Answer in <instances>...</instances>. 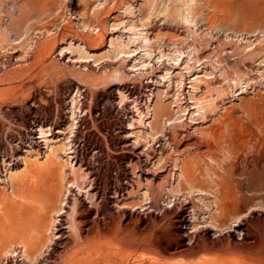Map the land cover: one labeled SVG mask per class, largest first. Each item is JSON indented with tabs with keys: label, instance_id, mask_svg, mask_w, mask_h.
Returning <instances> with one entry per match:
<instances>
[{
	"label": "rangeland",
	"instance_id": "1",
	"mask_svg": "<svg viewBox=\"0 0 264 264\" xmlns=\"http://www.w3.org/2000/svg\"><path fill=\"white\" fill-rule=\"evenodd\" d=\"M145 3L153 4L154 10L146 6L141 17L139 7ZM187 13L195 22L183 19ZM9 14L17 21L12 26ZM134 25L145 29L156 53L161 46L166 53L197 46L203 62L220 54L222 61L239 67L228 72L239 70L243 79H251L250 86L234 95L230 88L210 117L191 122L194 104L187 95L190 80L185 78L181 123L165 127L162 117L158 129L154 123V128L144 124L137 111H143L152 92L151 76L158 77L164 66L171 65L172 74H179L180 67L154 59L153 69L147 66L136 75L128 73L121 60L83 63L70 51L59 53L67 42H88L92 50L102 48L96 51L100 55L111 37ZM216 81L224 84L223 78ZM167 85L163 83L159 92L174 116L175 91ZM119 88L125 101L120 102ZM202 88L195 100L215 94ZM31 121L36 122L39 137L32 153H20L22 161L14 169L6 166V156L0 157V263L32 264L44 256L34 264H69L70 258L64 259L67 240L60 247L50 246L52 234L46 223L54 213L44 195L49 181L56 179L43 167L53 153L61 158L57 186L62 200L71 180L66 149L72 143L73 160L78 159L82 170L92 172L100 183L97 202L101 213L110 211L109 226L116 219L109 210L115 194L124 198L120 241L109 235L106 253L96 255L94 264H264V0H0V155L19 148L34 125ZM42 127L50 128L44 138L49 144L40 134ZM32 165L40 166L43 174L31 173L21 181ZM219 201L225 209L221 217ZM237 224L243 225V232L235 229ZM39 231H46L50 249L38 256L36 252L32 259L22 250L33 241L28 236ZM179 233L185 234L183 244L193 249L181 252ZM15 248L19 252L13 257L6 255Z\"/></svg>",
	"mask_w": 264,
	"mask_h": 264
},
{
	"label": "bare ground",
	"instance_id": "2",
	"mask_svg": "<svg viewBox=\"0 0 264 264\" xmlns=\"http://www.w3.org/2000/svg\"><path fill=\"white\" fill-rule=\"evenodd\" d=\"M107 0H104V3ZM146 4V3H145ZM101 5V4H100ZM130 5V4H129ZM146 6H148V8L152 11L154 10L153 4H146L145 6H141L139 7V12L140 15L142 17V15L145 13V8H147ZM133 7V6H131ZM130 8V7H127ZM126 9V8H125ZM131 9V8H130ZM129 11V10H128ZM150 13V11H148ZM24 14V11L22 10L19 14V16H22ZM10 16V22L8 23L10 26L14 25L17 21H14L13 16L11 14H9ZM188 13L186 14V16H183L187 22H195V19L193 21H191L193 18H191L192 16H190L191 20L189 19ZM24 18L21 19V22H23ZM184 20V21H185ZM185 21V22H186ZM15 22V23H14ZM19 22V21H18ZM191 24V23H190ZM193 24V23H192ZM126 33L128 35H126ZM126 33H122L118 36H113L109 39V43H108V47L106 49L105 52H102L99 54H97L96 51H101V49L98 50H92L90 49L88 46V42L84 43H72V42H67V44L65 46H60L59 50H60V54L64 53L65 51H70L71 54H77V60L82 61L83 63H97L103 59H107V61L110 59V61H122L124 62V65L126 63V67L128 69V73H133V74H139L143 71H145L144 69L147 66H152L150 65L151 62L155 59L157 62L160 61V63H164V62H171L170 64L174 63V65L177 66L176 69H179L180 67V72H178L179 74H172L173 72L171 71L172 65L171 66H164L163 69H161V74L157 77L153 79V77L151 76L149 83L153 84V88H152V92L149 94V97L147 99L146 102V106H145V112L143 109V113L138 110L137 114L139 116L140 121L142 120V122L144 124H148L150 125V127L155 126L158 129V125L160 123V119L162 117H164V126H170V125H177L180 124L181 121H179L183 115H179V114H183L182 113V109L180 107H182V102H181V98L182 95L185 93H183V91H185L184 85H185V78H189V82H187L189 84L188 88V96L190 99V103L194 104L192 107V112L190 113V117L188 118L189 120H193L191 122H194L196 119H205L208 118L209 113L212 111H215L217 108V103L218 100H224L225 97L230 95L229 89L232 88L234 89V92H232L231 94L234 95L236 94V92L238 90H241L242 94L244 93V90H247L248 87L250 86L251 83V79L247 78V79H243L242 75L239 70L235 71L233 74H231V72H228L229 68H238V65L231 66L229 62H224L222 61L220 58V54L216 57V60H211L208 59L206 57L205 61H202V58L200 56V49L197 46H190L189 48L187 47V49H180V48H176L173 52L170 53H166V51L162 48V46L159 48L158 53H156V50H153L151 46H149L150 44V36L147 35V32H145L144 28H139V26H133L130 29H128V32ZM89 40V39H88ZM86 41V39H85ZM150 41V42H149ZM146 43L143 47L141 46L139 48V44L140 43ZM91 43V42H90ZM149 44V45H148ZM88 45V46H87ZM135 46H138L139 49H134L132 50L131 48H134ZM151 47V48H150ZM233 51V50H232ZM231 51V52H232ZM220 53V52H219ZM226 53V52H225ZM103 54H105L103 56ZM229 54V53H228ZM62 55V54H61ZM99 57V58H97ZM213 59V58H212ZM149 63H148V61ZM147 62V63H146ZM156 65V64H154ZM162 67V66H161ZM171 67V68H170ZM153 69V67H150ZM148 68V70L150 69ZM231 68V71H233ZM147 69V68H146ZM241 69V68H240ZM159 71V70H158ZM136 74V75H137ZM173 75V76H172ZM155 76V75H154ZM131 77V76H130ZM148 78V77H147ZM223 78L224 80V84L221 83V81H216V79H220ZM167 82V88L170 90V88H174L173 90L175 91V94H172V98L175 100L174 102L177 103V108L176 111L174 112V116H172L171 112L169 111L167 105L165 104L164 100H162V93H160L159 91L161 90L160 88L162 87L163 83ZM124 83V82H123ZM253 83V82H252ZM118 85V84H117ZM129 85V84H128ZM203 85V86H202ZM121 87V84H120ZM186 87V86H185ZM207 89L208 92L212 93L215 92V94H213L212 96H209V94L205 95V98H201L200 100L197 99L195 100V97L197 96L196 94L199 92V90L201 88ZM202 88V89H203ZM139 89V88H138ZM148 89V88H147ZM167 89V90H168ZM132 90V89H131ZM141 90V89H140ZM134 91V90H133ZM139 91V90H138ZM147 91V90H145ZM149 91V90H148ZM147 91V92H148ZM171 91V90H170ZM130 92V91H129ZM136 92V91H135ZM142 92V91H141ZM202 92V91H201ZM115 93V92H114ZM117 93V92H116ZM140 93V92H139ZM165 93V92H164ZM207 93V92H204ZM203 93V94H204ZM118 94L120 97V102L121 101H125V92H123L120 88L118 89ZM135 94V93H134ZM169 94V93H168ZM117 95V94H116ZM130 95V94H129ZM142 95V94H141ZM127 96V95H126ZM207 96V97H206ZM136 97V96H135ZM143 97V96H142ZM146 97V96H145ZM181 97V98H180ZM198 97V96H197ZM140 98V97H139ZM200 98V97H199ZM73 99V98H72ZM133 99V98H132ZM136 99V98H135ZM167 99V98H166ZM129 100V99H128ZM127 100V101H128ZM138 100V98H137ZM130 101V100H129ZM134 101V100H133ZM188 101V99H187ZM74 102V101H73ZM131 102V101H130ZM185 102V101H184ZM134 103V102H133ZM138 103V102H136ZM187 103V102H185ZM189 103V102H188ZM132 104V103H131ZM144 103H142L143 105ZM127 105V104H126ZM186 105V104H185ZM169 106V105H168ZM187 106V105H186ZM216 106V107H215ZM77 107V106H76ZM142 107V106H141ZM185 107V106H184ZM189 107V106H188ZM187 107V108H188ZM132 108V107H131ZM135 109V107H133ZM132 108V109H133ZM179 108L181 110H179ZM183 108V107H182ZM183 109V110H188V109ZM191 108V107H190ZM189 108V109H190ZM215 108V110H214ZM75 109V108H74ZM137 110V109H136ZM72 117L74 118V114H75V110H73L72 108ZM133 111V110H132ZM134 112V111H133ZM184 112V111H183ZM136 113V111H135ZM178 114V116H177ZM35 116V115H34ZM74 116V117H73ZM210 117V116H209ZM127 118V117H126ZM51 119V118H50ZM75 119V118H74ZM52 120V119H51ZM149 120V121H148ZM183 120V119H181ZM37 121V120H36ZM147 121V123H146ZM179 121V122H178ZM202 121V120H201ZM34 121H31V123ZM38 122V121H37ZM61 122V121H60ZM30 123V122H29ZM52 123V122H51ZM54 123V122H53ZM154 123V124H153ZM34 124V123H32ZM58 124V121H57ZM62 124V123H61ZM153 124V125H152ZM54 125V124H53ZM52 125V126H53ZM60 125V124H59ZM75 125V124H74ZM132 125V124H130ZM154 126V127H155ZM180 126V125H179ZM44 127V126H43ZM41 128L40 134L44 135L41 136V138L43 137V139L45 138L46 132L49 131L50 132V128L49 130H46L44 128ZM54 127V126H53ZM152 127V128H154ZM22 128V127H21ZM46 128V127H45ZM18 129V128H17ZM64 129V128H63ZM69 129V128H67ZM20 130V129H19ZM23 130V129H22ZM25 130V129H24ZM38 130V129H36ZM52 131V130H51ZM61 131V130H59ZM63 131V130H62ZM28 132V130H27ZM30 132V131H29ZM48 132V133H49ZM54 132V130H53ZM47 133V134H48ZM51 133V132H50ZM57 133V131H56ZM60 133V132H59ZM163 133V132H162ZM214 133V132H213ZM23 134V133H22ZM27 134V133H26ZM55 134V133H54ZM63 134V132H62ZM69 134V133H68ZM71 134V133H70ZM13 135V134H12ZM28 135V134H27ZM50 134H48L49 136ZM53 135V134H52ZM17 136V135H16ZM15 136V137H16ZM40 136V135H39ZM47 136V135H46ZM65 136V134H64ZM19 137V136H18ZM25 137V136H23ZM37 138H39L37 136ZM128 138V137H127ZM126 138V139H127ZM17 139V138H16ZM42 139V140H43ZM54 139V138H53ZM65 139V137H64ZM69 139H72L71 137H69ZM129 139V138H128ZM18 140V139H17ZM20 140V138H19ZM46 140V143L48 141L49 144V139H44V141ZM52 140V139H51ZM59 140V139H58ZM15 141V140H14ZM56 141V140H55ZM54 141V142H55ZM72 141V140H71ZM13 142V141H11ZM22 142V141H21ZM132 142V141H131ZM14 143V142H13ZM19 143V142H18ZM38 143V142H37ZM80 143V142H79ZM48 144H45L48 146ZM134 144V143H133ZM137 144V143H136ZM218 144V143H217ZM12 145V144H11ZM43 145V144H41ZM74 145V144H73ZM17 145H14L13 147H16ZM68 148L66 150L67 156L70 158V178L69 181L67 182L68 186L66 188V190L64 191V196L62 200H59V198L61 199V197H59L60 192H58V187L57 186V178H58V169H57V163L60 161V157L56 154L53 153V159L50 158L49 163H47L46 168L43 169L40 166H29L28 171L26 174H24L22 177H20V180L22 181L24 179V176H27L28 174L31 173H42L46 172V174L49 177H53L56 179H53V182L49 181L48 184V188L47 191L45 192L44 198L45 200L48 202L50 207H48L49 211H51V213H54V217H52V219L50 218L47 220V233H51V240L49 239V237H47V234L45 233L46 231H39L37 233H39L38 235H30L28 236V238H30L29 240H33V241H29V243H26L24 248L22 250L23 255H26V252L28 254L27 257H32L33 254L37 253V256L41 253H43V249L47 248V250H49L50 246L52 248V246H59L62 245V242L66 241V248H64V252H65V258H70L69 260V264H94L96 259L95 256L98 254H104L107 251V244L111 241L109 238V235L114 236V241L119 242L120 241V237H121V219L119 217L120 214V210L122 209V205L120 204V201L124 198L120 197V193L115 194L116 197L115 199H113V201L111 202V207L108 204V207H110L109 210L114 211L116 219H114L113 221V225L109 226V224H107V215H108V211L107 209L104 210L102 213L100 212V200L97 202V198H99V194L101 190V186L100 183L97 182V179H95L91 173H85L82 170V165L79 164L80 162H78V159H75V161L73 160V156L70 150L73 148L72 143L67 144ZM127 146H130V144H128ZM40 147V146H39ZM126 147V145L124 146ZM136 145L134 146L135 149ZM138 147V146H137ZM202 147V146H201ZM43 148V147H42ZM81 148V147H80ZM133 148V147H132ZM139 148V147H138ZM12 149V146H11ZM10 149V150H11ZM14 150V149H13ZM136 150V149H135ZM210 150V149H209ZM214 150V149H213ZM2 151V150H1ZM4 151V149H3ZM12 151V150H11ZM75 151V150H74ZM134 151V150H133ZM5 152V151H4ZM13 152V151H12ZM31 152V151H30ZM32 153V152H31ZM38 153V152H36ZM78 153V152H77ZM95 153V152H94ZM139 153V152H138ZM6 154V153H5ZM40 154V153H39ZM141 154V153H139ZM143 154V153H142ZM141 154V155H142ZM9 155V154H8ZM74 155V154H73ZM208 155V154H207ZM38 156V155H37ZM47 156V155H45ZM66 156V158H67ZM76 156V155H75ZM134 156V155H133ZM136 157V156H135ZM21 158V157H20ZM139 158V157H138ZM4 159V158H3ZM48 159V158H47ZM67 160V159H66ZM77 160V161H76ZM132 160V159H131ZM22 161V158H21ZM140 161V160H139ZM2 162V161H1ZM141 162V161H140ZM147 162V161H146ZM4 163V161H3ZM133 163V162H132ZM8 164V163H7ZM1 165V164H0ZM79 165V166H78ZM5 166V165H4ZM7 166V165H6ZM77 166V167H76ZM184 166V165H183ZM18 167V166H17ZM6 168V167H5ZM86 168V167H85ZM187 168V167H186ZM87 169V168H86ZM144 169V167H143ZM3 170V169H2ZM5 170V169H4ZM3 170V172H4ZM9 170V169H8ZM85 170V169H84ZM69 171V170H68ZM143 171V170H142ZM146 171V169H145ZM187 171V170H186ZM2 172V173H3ZM7 172V171H6ZM9 172V171H8ZM140 172V171H139ZM10 173V172H9ZM62 173V172H61ZM133 173V172H132ZM144 173V171H143ZM149 173V171L147 172ZM185 173V175H184ZM185 171H183V177H187L186 176ZM43 174V173H42ZM45 174V173H44ZM93 174V173H92ZM135 174V172H134ZM129 175V174H128ZM137 175V174H136ZM142 175V174H141ZM156 175V174H155ZM181 175V174H180ZM134 177V176H133ZM138 177V176H137ZM193 177V176H192ZM69 178V177H68ZM140 178V175H139ZM142 178V177H141ZM182 178V177H181ZM214 178V177H213ZM51 179V180H52ZM147 179V178H146ZM185 179V178H184ZM196 179V178H195ZM194 179V180H195ZM145 180V179H144ZM182 180V179H181ZM197 180V179H196ZM195 180V181H196ZM202 180V179H201ZM200 180V181H201ZM212 180V179H210ZM65 181V180H64ZM132 181V180H131ZM180 181V180H179ZM188 181V180H187ZM191 181V180H190ZM199 181V182H200ZM213 181V180H212ZM127 182V181H126ZM133 182V181H132ZM208 182V181H206ZM48 183V181H47ZM128 183V182H127ZM126 183V184H127ZM137 183V182H136ZM140 183V182H139ZM201 183V182H200ZM129 184V183H128ZM127 184V186H128ZM192 184V182H191ZM131 185V184H130ZM134 185V184H133ZM143 185V184H142ZM193 185V184H192ZM191 185V186H192ZM195 185V184H194ZM205 184H203L204 186ZM46 186V185H45ZM44 186V187H45ZM196 186V185H195ZM47 187V186H46ZM132 187V186H131ZM138 187V186H137ZM143 187V186H142ZM150 187V186H149ZM17 188V187H16ZM63 188V187H62ZM140 188V187H138ZM195 188V187H194ZM192 188V189H194ZM46 189V188H45ZM133 189V187H132ZM161 189V188H160ZM159 189V190H160ZM222 189V188H221ZM150 190V189H149ZM153 190V189H152ZM158 190V191H159ZM63 192V190H61ZM148 191V190H147ZM163 191V190H161ZM18 192V191H17ZM16 192V193H17ZM114 192V191H113ZM112 192V193H113ZM21 193V192H20ZM104 193V192H103ZM63 194V193H62ZM160 194V191L158 192V195ZM17 195V194H16ZM22 195V194H21ZM21 195L19 197H21ZM71 195H73V197L71 198ZM114 195V196H115ZM221 195V194H220ZM34 196V195H33ZM32 196V197H33ZM221 197V196H220ZM224 197V196H223ZM112 198V197H111ZM25 199V198H24ZM101 199V198H100ZM223 199V198H222ZM15 200V199H14ZM156 200V199H155ZM218 200V199H217ZM224 200V199H223ZM17 201V200H16ZM109 201V200H108ZM154 202V201H153ZM221 202V201H219ZM218 202V203H219ZM15 203V202H14ZM217 202H215L216 204ZM217 203V204H218ZM216 204V205H217ZM221 203L218 204L219 208L218 210L220 211L219 216L220 215H224L225 209L223 208L224 206L221 205ZM60 205V206H59ZM107 206V205H106ZM105 207V206H104ZM239 207V206H238ZM217 208V207H216ZM103 209V208H102ZM124 209V207H123ZM208 212L211 213L213 210L210 206H207ZM217 210V211H218ZM134 211V210H133ZM216 211V212H217ZM48 213V212H47ZM134 213V212H132ZM218 213V212H217ZM215 213L214 214H210L211 218L213 220V222H215L216 217L218 216V214ZM113 215V214H112ZM50 216V215H49ZM221 217V216H220ZM48 218V217H47ZM46 220V219H44ZM204 220V219H203ZM44 223V222H43ZM42 226V225H41ZM44 226V225H43ZM214 226V225H213ZM219 227V226H218ZM42 228V227H40ZM45 228V227H44ZM220 228V227H219ZM43 229V228H42ZM41 229V230H42ZM235 229L238 230L239 232H243V225L241 224H237L235 226ZM38 230H40L38 228ZM44 230V229H43ZM35 231V230H34ZM182 232V231H181ZM207 232V231H206ZM28 233V232H27ZM36 233V234H37ZM183 233V232H182ZM33 234V233H32ZM206 237L208 235L207 233ZM185 235V234H184ZM183 235V237H184ZM187 235V234H186ZM242 235V234H241ZM18 237V236H17ZM183 237H181L180 233H179V237L180 241L178 242L177 246L178 248L181 250V252L183 251H190V249H193L191 247H188V245L183 244L184 239ZM187 237V236H186ZM189 238V237H188ZM204 238V237H203ZM36 239V240H34ZM51 241V245L49 246V242ZM48 242V243H47ZM65 244V243H64ZM63 244V245H64ZM23 245V244H22ZM212 245V244H211ZM64 247V246H63ZM49 248V249H48ZM54 248V247H53ZM168 247L165 248V250ZM171 248V247H170ZM220 248V246H219ZM16 249V248H15ZM11 250L9 253H6V255L8 254H13L12 257L14 256V254H16V252H19L16 250ZM176 249V248H175ZM46 250V249H45ZM225 250V249H224ZM50 251H53L52 249ZM169 251V249H168ZM175 251V250H174ZM192 251V250H191ZM46 252V251H45ZM44 252V253H45ZM55 251H53L54 253ZM172 252V251H170ZM43 253V254H44ZM47 253V252H46ZM52 253V252H49ZM173 253V252H172ZM177 253V252H176ZM47 256V255H46ZM10 257V258H12ZM22 258V256H21ZM20 258V259H21ZM24 258V257H23ZM35 258H36V254H35ZM44 259V256L42 257ZM41 258V259H42ZM6 259V258H5ZM4 259V260H5ZM9 259V258H8ZM32 259H34V256L32 257ZM41 259L37 260V258L35 259V261L37 260L38 263L41 262ZM42 259V260H43ZM48 259V258H47ZM11 260V259H10ZM9 260V261H10ZM15 260V259H14ZM8 261V260H7ZM12 261V260H11ZM23 261V260H22ZM35 261H32V264L35 263ZM13 262V261H12ZM52 262V261H51ZM67 262V261H65ZM11 263V262H10ZM22 262H17L15 261L12 264H21ZM57 263V262H56ZM2 264V263H0ZM7 264V262L5 263ZM25 264V263H24ZM45 264V263H43Z\"/></svg>",
	"mask_w": 264,
	"mask_h": 264
},
{
	"label": "built area",
	"instance_id": "3",
	"mask_svg": "<svg viewBox=\"0 0 264 264\" xmlns=\"http://www.w3.org/2000/svg\"><path fill=\"white\" fill-rule=\"evenodd\" d=\"M37 124L35 122V124L32 126V129L30 131V133L26 136V138L20 143L18 144L19 148H16L15 152H12L10 155H7L5 153H1L0 157H5L6 156V160L8 162L7 167L9 169H14L17 167V165L20 164V158H19V154L20 153H28L30 150L33 149L36 141H37Z\"/></svg>",
	"mask_w": 264,
	"mask_h": 264
}]
</instances>
